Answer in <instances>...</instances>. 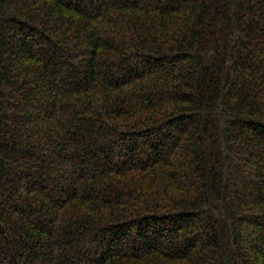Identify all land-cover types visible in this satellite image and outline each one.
Wrapping results in <instances>:
<instances>
[{
    "label": "trees",
    "instance_id": "1",
    "mask_svg": "<svg viewBox=\"0 0 264 264\" xmlns=\"http://www.w3.org/2000/svg\"><path fill=\"white\" fill-rule=\"evenodd\" d=\"M0 264H264V0H0Z\"/></svg>",
    "mask_w": 264,
    "mask_h": 264
}]
</instances>
